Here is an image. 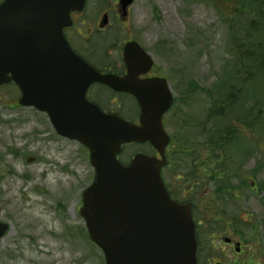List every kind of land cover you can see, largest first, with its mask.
<instances>
[{
	"label": "rangeland",
	"instance_id": "obj_1",
	"mask_svg": "<svg viewBox=\"0 0 264 264\" xmlns=\"http://www.w3.org/2000/svg\"><path fill=\"white\" fill-rule=\"evenodd\" d=\"M255 6L264 9V3L256 5L245 0L243 10L249 15ZM132 13L128 35L137 38L153 57L155 71L167 79L174 95V109L167 118L171 124L168 133L171 136L186 135L190 142L201 144L210 139L219 142L223 135L221 131L214 135L219 126L217 120L207 119L212 100L209 102L208 98L213 88H221L222 82L227 84L226 87L233 84L224 74L229 56L226 44L230 34L241 35L239 30L245 17L238 15L226 25L210 0H136ZM126 36L117 38L116 44ZM192 85L197 89L192 91ZM247 88L253 96L239 100L240 113L243 107L249 113L248 106L250 110L252 107L248 101L259 95L258 86ZM9 89L0 90V163L6 159L4 148L17 138L12 133H28L35 125L40 132H50L47 121L34 110H7ZM241 94H232L234 98L229 97V100L236 101ZM221 96L223 93L216 99ZM253 115H256L257 124H253L252 133L248 132V137L245 132L230 137L227 154L219 155L212 163H208V158L206 164L210 166L199 167L194 181L202 189L200 210L210 212L213 218L217 216L214 221L221 220V225L232 219L233 226L224 236L241 240L245 255H248L246 264H264V118L258 110L253 111ZM10 116L15 123L9 122ZM181 130L187 133H181ZM237 130L239 132V128ZM51 141L42 139L37 156L51 155L57 161V169L52 168V174L47 176L48 172H45L49 168L42 163L37 165V175L44 176L41 180L37 178V193L34 186L23 189L19 182L11 184L5 180L0 183V221L10 225L9 233L0 244V264H104L102 253L93 244H80L76 242L79 239L73 241L71 237L66 241L61 237L62 226L78 222L76 209L80 192L77 195L76 191L88 186L87 179L93 176V169L87 162L86 150L77 143L61 146L57 142L53 150L49 145ZM145 150L150 151L147 146L127 145L119 160L128 162L134 154ZM181 167L178 169L180 174L189 173L185 169L188 167ZM0 173L4 174L3 167ZM181 185L184 187V183ZM78 228L74 226L72 231ZM62 241H73L76 245ZM206 252L202 264H210L212 259L218 261L212 247ZM232 260L230 257L223 263L233 264Z\"/></svg>",
	"mask_w": 264,
	"mask_h": 264
},
{
	"label": "water",
	"instance_id": "obj_2",
	"mask_svg": "<svg viewBox=\"0 0 264 264\" xmlns=\"http://www.w3.org/2000/svg\"><path fill=\"white\" fill-rule=\"evenodd\" d=\"M132 1L121 4L126 9ZM37 3L5 0L0 5V85L13 81L22 92L21 105L46 112L60 135L88 149L94 180L83 192L80 215L90 240L105 264H196L190 209L171 200L161 178L170 141L162 118L173 102L166 80L137 79L142 72L138 59L147 68L151 59L134 42L124 47L125 78L98 74L72 52L62 34L71 24L69 14L81 11L85 0H51L49 10L56 15L41 24ZM55 75L66 78L64 98H51ZM93 83L133 95L139 123L104 114L87 102L85 92ZM131 143L149 144L159 158L136 154L123 165L118 155ZM7 227L0 222V241Z\"/></svg>",
	"mask_w": 264,
	"mask_h": 264
},
{
	"label": "flooded vegetation",
	"instance_id": "obj_3",
	"mask_svg": "<svg viewBox=\"0 0 264 264\" xmlns=\"http://www.w3.org/2000/svg\"><path fill=\"white\" fill-rule=\"evenodd\" d=\"M4 1L5 0H0V5L4 3ZM50 1L51 0H39V3H37V24L52 21V16L56 15L52 10H49L51 6ZM135 2L136 0H133L132 4L127 9H124L121 0H86L81 11H74L69 14L71 24L62 30L63 37L72 49V52L87 65L92 67L98 74L113 75L117 78H124L128 75V69L124 61L125 44L136 42L151 57L152 62L151 66L147 68L146 66L144 67L145 61L141 57L138 59V67L142 72L137 76V79L139 81L166 79L162 74L155 71L154 59L146 48L143 47L142 43L134 36L128 35V26H130L133 18L132 8ZM39 32L42 33L41 28ZM124 34H127V36L117 45V38L119 39L121 35ZM137 55L139 54L137 53ZM62 76L63 75H55L53 77L55 80L53 84L55 85H53L52 94H50L51 98H56L58 96L64 98L68 95V92L63 89L66 78ZM8 87H10V89L6 96L7 100L10 102L5 105L7 110H34L37 112V116L47 121L50 132H40L35 125L33 131L31 130L28 133L11 134L17 138L13 139L14 143L8 144L4 148L6 159L3 163H0V168H4V174L0 173V183H3L5 180L11 184L19 182L23 185V189L34 186L37 193V178L40 180L44 178L43 174L41 175L38 173L37 175V165L42 163L46 169L49 168V171L45 172L46 174L48 172L47 176L52 174V168L57 169V161L55 158H51V155H46L45 158L37 156V150H41L42 139H47L48 141L52 140L49 145L53 147V150L57 142H59L61 146L77 142L60 135L51 117L46 112L21 105L20 100L22 92L13 81L0 85V90ZM45 96H49V94L46 93ZM75 97H79L76 92ZM46 98L47 97H45V99ZM85 100L99 107L104 114H115L131 123H138L139 121V105L131 94L115 91L100 83H93L85 92ZM167 117L168 115H165L163 118V124L166 129L171 125L167 121ZM10 118L11 120H9V122L11 124L16 122L11 116ZM169 136H171L170 133ZM19 141L21 144H19ZM77 144L80 148L86 150V159L89 163V153L87 149L83 148L79 143ZM19 145H22L21 148ZM172 149L173 147L171 145L166 149L165 156L167 163L162 169L161 176L170 198L177 203L189 206L195 227V239L197 243L196 263L202 264L203 253L206 254L207 248L212 247L218 261L212 259L210 264H224L223 260H230V257L233 259L231 261L233 264H246L248 255H245V246L242 244L241 240L224 236L226 231L233 226V220L231 219L229 223L224 221L221 225V220L214 221V218H217V216L213 218L210 216V212L200 210L199 204L201 202L202 189L199 183L194 181L197 175L191 178L190 176L192 174H180L174 169L171 158L173 156V151L176 152L177 150ZM33 169L35 170L32 173L31 171H33ZM92 179L93 176L91 178L89 177L87 180L91 183ZM187 179H191L190 182H187ZM183 183L184 187L181 185ZM87 187L83 189L79 188L76 191L77 195L78 192H80V201L76 209V219L78 222L70 225L67 223L65 226H62L63 233L61 237H65L66 241L71 237V239L74 238L73 241L79 239L76 240V242H80V244L86 242L92 245L89 239L87 225L80 215L82 194ZM21 192L24 193L25 191L21 190ZM40 192L44 193L41 190ZM7 225L8 227L4 238L10 230L9 223H7ZM224 225H226V227ZM74 226H78L79 228L73 232L72 228ZM73 241L62 242L70 246L76 245ZM249 250L250 249H248V251Z\"/></svg>",
	"mask_w": 264,
	"mask_h": 264
},
{
	"label": "trees",
	"instance_id": "obj_4",
	"mask_svg": "<svg viewBox=\"0 0 264 264\" xmlns=\"http://www.w3.org/2000/svg\"><path fill=\"white\" fill-rule=\"evenodd\" d=\"M213 6L218 10V13L222 16V20L226 25H229L233 19H236L238 15L245 17V23L240 28V36L237 34H230L226 44V51L229 56L225 65L224 74L229 77L228 81L233 84H224L220 89L213 88V93L209 96L210 107L208 111L209 120H217V132L221 131L223 135L219 142H206L201 144L200 142H190V138L186 135L174 134L171 140L173 156L171 163L174 169L178 171L185 168L189 172L191 171V178L198 173V169H206L210 165L206 164V160L209 158L208 163H212V160L217 161V157L223 154L226 155V150L231 143L230 137L236 134L239 135L242 132V128L247 132L252 133L255 128L253 124L257 122L256 115L251 116L252 112L258 110V113L263 114L264 118V9L260 6H255V10L247 15L243 10V4L245 0H210ZM254 4L264 3V0H251ZM255 76V79L252 78ZM240 84V86H239ZM242 84V85H241ZM238 85V86H237ZM258 86L259 95L251 97L249 100L248 111L239 112L238 102L241 98L247 99L249 96H253L249 93L248 86ZM192 91L197 87H191ZM211 91V90H210ZM242 93L236 101L232 99V94ZM223 93V96L216 99V96ZM210 95V94H208ZM251 113V114H250ZM206 119V122H207ZM257 124V123H256ZM239 128V132L237 130ZM249 130V131H248ZM181 133H187L181 130ZM191 150V152H189ZM146 154H151L145 151ZM205 155L206 158L203 156ZM194 164L193 168L189 165ZM217 165V164H216ZM221 168H223L221 166Z\"/></svg>",
	"mask_w": 264,
	"mask_h": 264
}]
</instances>
